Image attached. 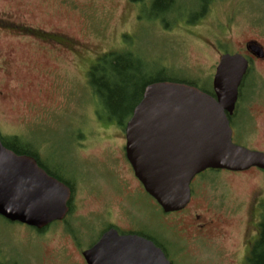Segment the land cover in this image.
<instances>
[{
    "label": "rangeland",
    "instance_id": "rangeland-1",
    "mask_svg": "<svg viewBox=\"0 0 264 264\" xmlns=\"http://www.w3.org/2000/svg\"><path fill=\"white\" fill-rule=\"evenodd\" d=\"M59 1L0 0V16L2 12L12 13L10 17L18 21L21 18L13 15L21 12L29 25L45 30L61 29L81 44L82 57L83 37L95 46L89 56L109 52L131 55L129 73L135 83L161 80L162 70L166 68L171 69L172 81H192L198 89L209 91L221 54L245 53V45L253 42L264 50V0L214 1L207 14L194 24L189 21L200 8L197 0H177L174 7L180 19L167 18L162 24L153 19L154 14H160L153 0H65L68 4L64 6ZM83 23L89 29L85 30ZM92 26H95L94 31L98 27L97 36ZM6 41L8 36L0 37V51L7 58L5 68H0V92L4 94L0 97V135H16L35 143L47 167L61 169L66 179L79 183L72 217L83 223V245L91 243L107 223L104 216L98 215L103 209H111L109 220L125 227L129 223L126 212L132 209L133 202L137 204L136 216H140L134 218V224L145 227L148 232L166 233L162 226L167 227L164 214L151 198L142 192L136 193L137 184L121 159L120 148L125 144L123 126L129 118L128 111L119 107L117 110L104 108L100 104L97 110V100L89 86L83 90L79 70L82 66L74 67L69 54L43 52L35 46L23 47L21 43L14 45ZM253 57V61L247 59L250 71L243 83L246 86L237 114L245 112L242 138L240 128L236 127L232 141L264 152V61ZM77 91L81 96L75 101ZM82 143L83 147L76 146ZM260 173L255 168L242 173L206 171L193 179L194 186L205 184L213 198L221 200L228 210L237 212L227 217L231 223L224 227L226 233L231 234L230 240L215 237L217 247L201 244L194 247L185 242L191 255L181 256L187 259L186 263L178 264L238 261L248 237V233L242 234L246 219L244 209L261 189L259 209L264 215V184ZM89 189L97 192L100 199L95 193L90 195ZM236 205H240V210ZM190 232L184 233L186 240ZM13 236H17L18 241L11 240ZM34 237L30 228L0 217V238L10 245L17 243L29 261L36 257L33 256L37 249ZM62 242L52 237L41 247L40 258L49 259L51 246ZM235 252L236 256L232 257Z\"/></svg>",
    "mask_w": 264,
    "mask_h": 264
},
{
    "label": "water",
    "instance_id": "water-1",
    "mask_svg": "<svg viewBox=\"0 0 264 264\" xmlns=\"http://www.w3.org/2000/svg\"><path fill=\"white\" fill-rule=\"evenodd\" d=\"M247 50L263 57L255 43ZM246 71L243 56L224 54L212 78L214 96L183 83L144 87L125 126V156L164 213L185 208L191 181L206 170L264 169V153L232 143L227 120ZM68 200L67 187L48 176L33 158L16 155L0 142L1 217L41 229L65 217ZM84 257L87 264H169L152 242L115 230L104 233Z\"/></svg>",
    "mask_w": 264,
    "mask_h": 264
},
{
    "label": "flooded vegetation",
    "instance_id": "flooded-vegetation-1",
    "mask_svg": "<svg viewBox=\"0 0 264 264\" xmlns=\"http://www.w3.org/2000/svg\"><path fill=\"white\" fill-rule=\"evenodd\" d=\"M59 3L61 6L68 4V2L65 0H60ZM74 8H77V6H74ZM83 14L86 15L85 11H83ZM10 15H12V13L7 15L5 12H2V15L0 16V37L6 38L8 36V41L6 42L9 44L13 43L15 45V43H21L20 45L23 47L35 46L37 49L42 50L43 52L47 51L58 55H63L66 53L69 54L73 62L72 65L74 67L79 68L80 66H82L79 69L80 71H82L81 84L83 86V90L87 89V87L89 86V68L97 64L98 60L102 58V56L98 54H95L94 56L88 55L89 52H91L92 54L94 53V51L92 50L95 48V46L92 45L87 38L83 37L82 57V51H80L81 44H78L72 36L66 34L61 29L45 30L38 25H29L27 23V18L21 12H16V14L13 15L16 16L17 19L21 18L18 19V21H15L10 17ZM83 26L85 27V30L89 29V27H87L84 23ZM94 27L95 26H92L91 28L93 31ZM97 31L98 27L94 31L95 36H97ZM2 54L5 55V53L0 51V68H5L7 58L5 59L4 55ZM240 54H245L247 59L250 58L251 61H253L254 59L253 55L250 52L246 51V49L245 53L242 51L240 52ZM262 54H264V51ZM262 60L264 61V59ZM3 95V92H0V97H3ZM91 95H93L92 90ZM79 96H81V93L77 91L75 95V101ZM94 117L93 118L97 121V115ZM4 136L0 135V142L6 149L12 152L13 149L16 150L19 147V141L11 142L12 138H17L18 140L32 144L36 150L35 155L37 156V159L35 161L37 162V165L43 171H45L47 175L53 177L68 188L69 200L67 202L68 211L62 220L53 221L41 229L28 227L34 233L35 237L33 238V241H35L34 244L37 248L36 253L33 254V256L36 255L33 261H29L24 253L19 250L17 243L14 245H10L0 238V264H87L84 253L91 249L100 239V237L109 230H115L118 235H134L152 242L155 247L161 250L169 264H178V262L186 263L185 261L187 259L181 256H190L191 253L183 244L185 242H188L194 247H197L200 244L212 245L214 247H217V242H214L215 237H219V239L224 241L231 239V234L226 233V229L224 227L229 226L231 223L227 220V217L235 215L237 210H228L227 207L223 205L221 200H219L215 196L214 198L212 197L213 194L211 195L208 187L205 184L194 186L192 184V181L190 186V199L185 208L174 213H163V221L166 223L167 227H165L163 224L162 226L165 228L166 233L159 234L157 232H148L145 227H139L138 225L134 224V218H139L140 216H136L138 211L137 204L136 202H133V205L131 206L132 209H129V211L126 212L129 223H127L125 227H120L109 220L111 216V209H103L101 211L103 213L98 215L104 216L107 223L102 227L100 234H98V236L91 243L85 246L82 242V238L84 235L83 223L76 222L77 219L72 217L79 183L75 180L66 179L63 174V170H54L47 167L43 161L40 147L35 143L16 135L10 134ZM76 146L83 147V143ZM120 152L122 162L129 168V171L131 172L137 184L138 188L136 193L142 192L145 196L149 197L144 191L140 182L134 177L132 169L126 161L124 146L123 148H120ZM111 161L112 163H115L113 159ZM110 174L113 176L112 173ZM113 178L115 179L114 176ZM114 181L116 183V179ZM116 188L118 189L117 192H120V189L117 185ZM89 190L90 195H94L95 193L100 199V195L97 192H95L93 189ZM111 190L114 191V187H112ZM135 195L130 197H134ZM258 195H260L259 192L256 195L257 198ZM259 206V200L255 197L246 204V207L244 209L246 212V219L243 223L244 227L242 228V234L246 235L248 233V237L245 236L247 237V239L245 241V245L242 248L241 254L239 255L238 261H229V264L244 263L245 257L249 251V247L252 245V240L254 239V236L258 231V224L261 221L262 211L259 209ZM236 207L238 208V210H240V205H236ZM168 220H170L169 223L167 222ZM189 230H191V232L188 236V239L186 240V234L184 233ZM52 237H58L63 242L58 243V245L51 246L49 259H41V247L47 245ZM18 239L19 238L17 236H13L11 238V240H13L14 242L18 241ZM52 241L55 240H51L50 242ZM69 246L75 253L76 257L73 256V253L70 250ZM216 252L218 255L220 254V251ZM222 254H224V252H222ZM235 256L236 252L235 254H232V257Z\"/></svg>",
    "mask_w": 264,
    "mask_h": 264
},
{
    "label": "trees",
    "instance_id": "trees-1",
    "mask_svg": "<svg viewBox=\"0 0 264 264\" xmlns=\"http://www.w3.org/2000/svg\"><path fill=\"white\" fill-rule=\"evenodd\" d=\"M135 1V0H130ZM142 1V0H138ZM184 0H182L183 2ZM214 1L220 0H197L199 4L198 11L194 14V18L189 21V23L194 24L199 18L202 19L204 15L208 12L209 5ZM177 4V0H153V5L157 6V10H160V14H154L153 19L161 23L167 18L177 21L180 19L179 15L175 12L174 5ZM166 8L165 12L164 9ZM164 12V14H163ZM162 24V23H161ZM131 55L121 56L114 52L106 53L102 56L98 63L89 68L88 80L89 87L92 89V94L97 100L96 108L98 110L99 106L104 105V108L111 107L113 110L123 108L127 110L130 116L132 109L141 99V95L145 86L161 81H172L169 73H172L171 69H163L161 80H149L148 82L135 83L130 76V62L129 59ZM125 61L127 62L125 64ZM250 71V70H249ZM248 76V73L243 78L242 83L238 91V102L235 107V112L239 113V106L242 104V91L246 85H244V80ZM120 79V82L117 81ZM179 83H185L188 85L195 86L192 81H178ZM196 87V86H195ZM210 95H212L211 86L210 90H202ZM100 104V105H99ZM115 112V111H114ZM245 112H242L244 114ZM246 115V114H245ZM229 118V117H228ZM230 119V118H229ZM232 122V120H231ZM125 125V124H124ZM124 129V126H123ZM8 140V139H7ZM19 141V147L13 152L16 155H25L33 157L35 160L37 156L35 155V148L32 144L25 141L18 140L17 138H12L11 142ZM258 235L256 240L253 242L250 250L248 251L244 264H264V218L258 225Z\"/></svg>",
    "mask_w": 264,
    "mask_h": 264
}]
</instances>
